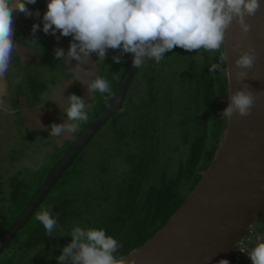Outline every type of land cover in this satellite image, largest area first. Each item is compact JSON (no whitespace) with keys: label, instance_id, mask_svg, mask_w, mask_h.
Masks as SVG:
<instances>
[{"label":"flooded vegetation","instance_id":"obj_1","mask_svg":"<svg viewBox=\"0 0 264 264\" xmlns=\"http://www.w3.org/2000/svg\"><path fill=\"white\" fill-rule=\"evenodd\" d=\"M47 3L37 0L27 6L34 13L38 10L39 17L26 18L19 13L5 94L0 97V264H58L56 258L71 243L69 235L76 226L103 229L120 242L117 226L130 225L133 218L127 223L126 218L135 211H151L153 192H163L174 184V193L188 198L192 185L202 179L218 154L227 124L219 115L229 102L227 73L221 75L217 70L213 78L209 71L212 63H219V51L187 52L176 47L165 53L160 63L146 60L136 70L124 104L97 127L39 205L30 207L55 167L114 98L131 54H124L121 62L115 63L112 58L120 52L109 49L104 63L98 62L93 53L91 65L86 60L80 66L76 60L56 59L54 49L62 48L67 55L72 37L57 32V40L43 32ZM34 24L40 25L35 37ZM34 38L36 46L26 42ZM97 76L110 82L111 95L88 93V84ZM71 94L85 100L88 120L73 133L51 137L49 125L69 122L65 109ZM106 127L114 138L110 146L126 158L122 167L125 175L120 169L108 173L102 167L95 177L99 189L93 191L104 195L103 202L111 203L108 207L90 203L87 211L81 197V192L88 193L86 152ZM169 138L173 149L166 144ZM43 157L49 164L34 170L33 161ZM162 160L166 163L161 164ZM159 165L160 172L156 170ZM107 182L118 192L109 194L102 186ZM44 208L57 220L54 236H47L43 225L34 219L35 212ZM257 221L262 224L253 228L254 222L249 229L245 255L239 264H249L247 254L264 243V212ZM121 245L114 254L117 258L137 247L127 242Z\"/></svg>","mask_w":264,"mask_h":264},{"label":"clouds","instance_id":"obj_2","mask_svg":"<svg viewBox=\"0 0 264 264\" xmlns=\"http://www.w3.org/2000/svg\"><path fill=\"white\" fill-rule=\"evenodd\" d=\"M37 0H0V80H6L11 56L15 49L13 35V12L19 11L26 18L39 17L29 10ZM261 9L260 0H48L47 11L43 15V32L56 36L72 37L67 55L62 48L54 49L56 59L78 61V65L90 59L94 53L98 62L104 63L109 49L119 50L113 56L120 63L124 54H133V67L139 69L146 60L160 63L167 52L174 48L192 52L219 51V63H212L209 71L220 74L228 72L226 51L227 30L235 21L246 37L251 25L246 17H254ZM40 30L39 24L32 27V35ZM59 36L56 39L59 40ZM36 46V39L26 41ZM233 52L240 53L235 60L237 82L248 78L245 69H252L257 60L254 48L241 52L239 44ZM88 93L99 92L111 95L110 82L97 76L87 86ZM46 101V97L42 96ZM65 109L67 121L49 125V135L59 137L62 133L75 132L81 122L88 120L85 100L71 94ZM256 97L248 89L231 93L227 107L219 113L222 120L247 117L255 105ZM34 219L41 223L47 236H54L57 220L47 209L37 210ZM72 240L61 249L58 264H126V260L114 254L122 245L103 229H82L76 226L70 235ZM252 264H264V243L257 244L248 254ZM52 257H49L51 259ZM131 264H136L133 260ZM219 264H230L220 260Z\"/></svg>","mask_w":264,"mask_h":264},{"label":"water","instance_id":"obj_3","mask_svg":"<svg viewBox=\"0 0 264 264\" xmlns=\"http://www.w3.org/2000/svg\"><path fill=\"white\" fill-rule=\"evenodd\" d=\"M260 4L254 17H246V23L251 25L247 36L233 21L225 41L229 98L231 93L248 87L256 97L251 114L227 120L221 148L198 185L153 238L123 257L126 264L133 260L136 264H219L222 259L231 262L238 242L264 212V0ZM19 13L12 14V40ZM236 44L241 52L251 47L257 53L253 68L244 70L248 78L242 82L236 80L239 69L235 60L240 55L233 52ZM136 70L130 54L114 98L55 167L30 207L39 205L97 127L124 104ZM5 89L6 80H0V97Z\"/></svg>","mask_w":264,"mask_h":264},{"label":"rangeland","instance_id":"obj_4","mask_svg":"<svg viewBox=\"0 0 264 264\" xmlns=\"http://www.w3.org/2000/svg\"><path fill=\"white\" fill-rule=\"evenodd\" d=\"M92 56V55H91ZM88 64L91 65V57L90 59L87 60ZM112 130L109 129L108 127L103 130L100 135L95 139L94 143L91 145V147L88 149L86 152V177H87V192L85 191L81 192V197L84 199L86 205H87V211H90V203L93 205L94 203L97 204H103L104 207H108L110 205V200L104 201L103 202V194L102 193H94V188L99 189V180H95V177L98 175L100 172L101 168L103 167L108 173L112 171H117L120 169V174L125 175V173L122 172V167L125 165L126 158H123L122 155L124 153L121 151H117L113 147H111V143L114 140L113 134L111 132ZM177 135V134H176ZM166 144L170 146V149H173V144L171 139L169 138L166 141ZM34 163V170H41L42 167L46 166L49 164L47 161L46 157H43L41 159H35L33 161ZM166 163V160H162L161 164ZM172 164L176 165L177 162L173 158L172 159ZM158 172H160V165L156 169ZM156 171L155 174L158 172ZM39 176H37V180H39ZM102 186L106 187L108 190V193H117L118 189L115 187L114 184L111 182L104 183ZM97 211V210H95ZM101 212V211H99ZM106 212V211H105ZM91 218V217H90ZM92 219V218H91ZM93 220V219H92ZM262 224V222H255L253 224V228L258 225ZM254 239V238H253ZM249 264H252L250 262Z\"/></svg>","mask_w":264,"mask_h":264},{"label":"trees","instance_id":"obj_5","mask_svg":"<svg viewBox=\"0 0 264 264\" xmlns=\"http://www.w3.org/2000/svg\"><path fill=\"white\" fill-rule=\"evenodd\" d=\"M224 132L225 127H223L221 140L223 139ZM199 182L192 185L191 190L195 189ZM174 186V184H170L163 192H153V198L150 202L151 211H135L131 217L126 218V223L133 218L130 225L117 226L120 230L118 235L122 238L119 242L120 244H123V242L124 244L127 242L128 245L129 243H133L135 246L137 245V249L147 243L164 227L186 199V197L183 199L174 193ZM161 193L163 194L161 195ZM141 207L142 204L140 203L139 208Z\"/></svg>","mask_w":264,"mask_h":264},{"label":"built area","instance_id":"obj_6","mask_svg":"<svg viewBox=\"0 0 264 264\" xmlns=\"http://www.w3.org/2000/svg\"><path fill=\"white\" fill-rule=\"evenodd\" d=\"M248 233L245 234L238 242L237 249L233 255V258L230 264H239L243 260L245 251H246V246H247L246 240H247Z\"/></svg>","mask_w":264,"mask_h":264}]
</instances>
